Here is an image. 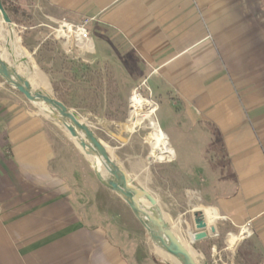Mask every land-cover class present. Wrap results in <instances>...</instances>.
<instances>
[{
    "label": "crops",
    "instance_id": "obj_1",
    "mask_svg": "<svg viewBox=\"0 0 264 264\" xmlns=\"http://www.w3.org/2000/svg\"><path fill=\"white\" fill-rule=\"evenodd\" d=\"M38 1L40 24L91 19L94 59L162 109L168 187L190 188L153 192L169 226L172 206L200 205L174 218L194 233V210L214 214L197 240L212 262L264 264V0ZM21 95L0 81V264H160L128 205ZM247 221L253 234L229 249L224 236Z\"/></svg>",
    "mask_w": 264,
    "mask_h": 264
},
{
    "label": "rangeland",
    "instance_id": "obj_2",
    "mask_svg": "<svg viewBox=\"0 0 264 264\" xmlns=\"http://www.w3.org/2000/svg\"><path fill=\"white\" fill-rule=\"evenodd\" d=\"M8 2H15L18 6L15 14L8 15L13 25H11V28L22 51V57L14 56L16 52L11 48L7 64L17 67V72L25 79L24 76H32V73L28 72L26 64L33 63L32 65L46 76L49 94L77 113L93 133H90L92 142H95L93 136H96L98 143L102 144L112 159L129 174L133 184L140 185L150 195H153L154 192L155 197L159 200H161L159 193L165 197V200H170L169 194L171 191L178 190L177 192L183 195V189H190L168 187V166L173 164L174 157L172 160L156 159L151 152L150 144L146 140L152 131L148 121L142 120L139 115L131 119L128 98L135 87L131 91L120 90L118 88L119 83L125 81L124 76L113 74L103 62L94 59L93 52L80 53L72 40L66 41V38L59 35L57 32L60 29L58 23L49 22L50 26L40 24L47 20L42 17L38 0H8ZM62 30H60V34L67 36ZM69 56H73V58H68ZM0 78L1 82L7 84L2 77ZM139 91L145 98H148L151 102L153 101L147 89L141 87ZM29 102L31 104L29 105L30 110L42 118L52 131L75 145L61 125L48 118L42 110H39L40 106L31 101ZM154 112L155 107L152 113L155 122V119L163 111L160 109L155 115ZM155 124L157 126L156 122ZM87 162L94 172L93 166L88 160ZM158 174L160 177H158ZM153 176L156 177V184L160 179L159 192L153 181ZM179 204L182 207L172 206L177 210L172 212L175 214L169 221L182 244L196 254L199 264H221L217 260L219 258L217 253L214 256L217 261L212 262L213 257L209 255V246L201 248L197 245V241L189 242L193 233L186 230L184 218H179L182 223L176 225L178 223L174 218L177 215L176 213L200 205L193 206L196 204H189L186 206L184 202H179ZM202 212H205V210ZM187 214L189 215V213ZM187 222L189 224V221ZM143 238L148 249L147 258H155L157 262L161 260L160 264H180L177 260L170 259L169 255V257H166L165 253H162L163 250L150 238L145 228ZM214 238L217 239V247H221L222 239L219 236ZM205 258H209L208 262Z\"/></svg>",
    "mask_w": 264,
    "mask_h": 264
},
{
    "label": "water",
    "instance_id": "obj_3",
    "mask_svg": "<svg viewBox=\"0 0 264 264\" xmlns=\"http://www.w3.org/2000/svg\"><path fill=\"white\" fill-rule=\"evenodd\" d=\"M0 11L3 19L10 23V17L3 8L1 1ZM0 77L32 103L40 107H47L60 117L67 119L69 124H66L62 118H60V121L65 124L66 130L73 138V142L79 152L83 154L92 166L94 163L93 159L99 158L107 168L106 178H102L97 174L96 169H94L97 180L122 198L147 230L150 238L162 250L174 257L180 264H199L182 244L171 226H169L153 195L147 193L140 185L133 184L131 177L112 159L102 144H91L87 141L88 134L92 132L72 108L51 94L34 88L29 80L22 78L9 68V65L1 57ZM140 200H144L147 206L141 203ZM192 215L195 229L197 230L193 233V241H197L207 236V222L200 209L194 210ZM210 231L213 232L214 228H210Z\"/></svg>",
    "mask_w": 264,
    "mask_h": 264
},
{
    "label": "bare ground",
    "instance_id": "obj_4",
    "mask_svg": "<svg viewBox=\"0 0 264 264\" xmlns=\"http://www.w3.org/2000/svg\"><path fill=\"white\" fill-rule=\"evenodd\" d=\"M11 25H12L11 22L8 23L3 19V15L0 11V44H1V46H0V57L6 63H7L8 57L10 56V53H11L10 49L11 48H13V50L16 52L14 54V56L22 57L21 56L22 51L20 50L21 48L17 42L16 35H15L13 29L11 28ZM63 30L66 33V35L68 36L67 37L68 41L71 40V37H70L71 32L75 33L74 36L77 38L78 42L81 40L80 39L81 36H80V33L78 31L73 32L69 29H63ZM59 35H61L60 31H59ZM12 55H13V53H12ZM14 56H12V57L14 58ZM32 64H30V65H29V63L26 64L27 68L29 70L28 72L32 73V76H28V75L24 76L25 79L29 80V82L31 83V85L34 88H37V89L49 94V91L47 88L48 87V81H47L46 76L37 67H35ZM9 68H11L13 71L16 72V74H18L20 76L19 72H17V67L9 66ZM24 84H26V83H24ZM154 107H155V105L153 104V102H151L150 100H148L144 96H136L135 98H132L131 99V107H130L131 108L130 109L131 119H133L135 116L137 117V115H139L142 118V120H147L152 131L149 133V136L147 137L146 140L150 144L151 152L153 153V156L159 160H172V158H173L172 149H171L170 145L168 144L165 136L157 129L156 124L152 118V113L154 111ZM46 108L41 107V108H39V110H42L43 113L46 114L48 118L54 120L56 123L61 125L65 129V131L67 132L65 124H63L60 121V118L65 120L66 124H69V121L67 119H65L64 117H60L57 113L53 112L51 109H48V108L46 109ZM67 134H68L69 138L73 141V138L71 137V135L68 132H67ZM93 137L95 139V142H92V140H91L92 136L89 133L87 136V141L91 144H99L96 136H93ZM93 160H94L93 166H94V169H96L97 174L100 175L102 178H106L107 168L103 165L101 159H99V158L95 159L94 158ZM140 201L145 206H147V204L144 202V200H140ZM206 218H207V219H205L206 222H208V224H210L214 221L215 216L212 212L206 210ZM235 240H236L235 236L232 235L229 239V244L231 246L234 245ZM185 248H187V247H185ZM189 249L187 248V250H189ZM189 252L197 261L196 254L192 253L190 250H189ZM162 253L163 254L165 253L164 255L166 257L170 256L171 257L170 259H173L174 261H176V259L174 257H172L169 254H166V252L164 250Z\"/></svg>",
    "mask_w": 264,
    "mask_h": 264
},
{
    "label": "built area",
    "instance_id": "obj_5",
    "mask_svg": "<svg viewBox=\"0 0 264 264\" xmlns=\"http://www.w3.org/2000/svg\"><path fill=\"white\" fill-rule=\"evenodd\" d=\"M90 21H91V19L86 18L81 23H78V24L66 22L64 20L57 21L55 23H58V26L60 28L57 31L58 33L61 29H69L73 32L78 31L80 33V36H81L80 39L81 40L79 42H78L77 38L74 36L75 33L71 32L70 37H71V40L74 43L75 47L80 51V53L84 54V53H91L93 51V42H92L91 36L89 35V32L86 28L87 24ZM60 36L63 38H66V41H67V36H63V35H60ZM141 87L145 88L144 82H142L141 84H139L138 86H136L132 90V92L128 98V109H129V111H130V107H131V99L135 98L136 96H143V94L139 91V89ZM153 103L155 104V102H153ZM155 108H156V104H155ZM263 173H264V163H263ZM252 234H253V228L251 226V222L247 221L240 226L239 230L235 234H232V233L226 234L224 236V242L229 249H233L237 242H239L245 238L250 237ZM232 235L235 236L236 240L234 242V245L231 246L229 244V239ZM214 237H218V233H214ZM212 250L213 251L216 250V247L213 246Z\"/></svg>",
    "mask_w": 264,
    "mask_h": 264
},
{
    "label": "trees",
    "instance_id": "obj_6",
    "mask_svg": "<svg viewBox=\"0 0 264 264\" xmlns=\"http://www.w3.org/2000/svg\"><path fill=\"white\" fill-rule=\"evenodd\" d=\"M5 11L10 14H15L18 10V6L15 2L9 3L8 0H0Z\"/></svg>",
    "mask_w": 264,
    "mask_h": 264
}]
</instances>
